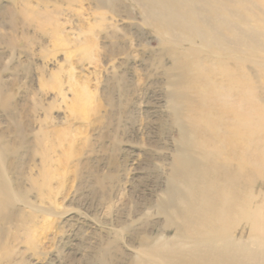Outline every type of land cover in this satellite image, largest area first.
I'll list each match as a JSON object with an SVG mask.
<instances>
[{"label": "rangeland", "instance_id": "obj_1", "mask_svg": "<svg viewBox=\"0 0 264 264\" xmlns=\"http://www.w3.org/2000/svg\"><path fill=\"white\" fill-rule=\"evenodd\" d=\"M261 2L0 0V264H130L143 234L174 233L156 204L197 146L191 87L244 62L264 100V50L229 44L231 26L264 34Z\"/></svg>", "mask_w": 264, "mask_h": 264}, {"label": "bare ground", "instance_id": "obj_2", "mask_svg": "<svg viewBox=\"0 0 264 264\" xmlns=\"http://www.w3.org/2000/svg\"><path fill=\"white\" fill-rule=\"evenodd\" d=\"M229 28L230 45L264 50V34ZM244 64L232 69L212 63L210 74H218L220 81L191 87L203 98L195 107L187 102L188 122L180 130L188 138L184 143L195 141L197 146L177 148L167 189L160 191L156 204L163 228L175 231L168 236L143 234L130 264H264V191L254 194L252 185L253 178H264V100L256 96ZM2 164L0 179L7 181ZM3 188L8 193L6 182ZM240 225L247 234L242 228L238 239L231 237Z\"/></svg>", "mask_w": 264, "mask_h": 264}]
</instances>
